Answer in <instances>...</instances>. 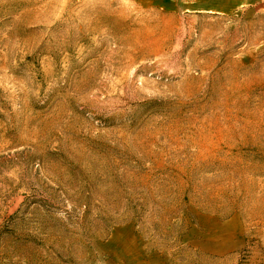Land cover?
Here are the masks:
<instances>
[{"label": "rangeland", "instance_id": "rangeland-1", "mask_svg": "<svg viewBox=\"0 0 264 264\" xmlns=\"http://www.w3.org/2000/svg\"><path fill=\"white\" fill-rule=\"evenodd\" d=\"M0 0V264H264V0Z\"/></svg>", "mask_w": 264, "mask_h": 264}, {"label": "crops", "instance_id": "crops-1", "mask_svg": "<svg viewBox=\"0 0 264 264\" xmlns=\"http://www.w3.org/2000/svg\"><path fill=\"white\" fill-rule=\"evenodd\" d=\"M185 1V0H183ZM244 0H188V6L200 11L226 12Z\"/></svg>", "mask_w": 264, "mask_h": 264}]
</instances>
